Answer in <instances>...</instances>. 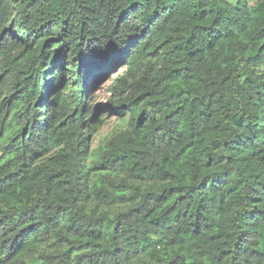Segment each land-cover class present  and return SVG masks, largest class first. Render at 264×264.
Returning a JSON list of instances; mask_svg holds the SVG:
<instances>
[{"label": "trees", "instance_id": "obj_1", "mask_svg": "<svg viewBox=\"0 0 264 264\" xmlns=\"http://www.w3.org/2000/svg\"><path fill=\"white\" fill-rule=\"evenodd\" d=\"M0 264H264V0H0Z\"/></svg>", "mask_w": 264, "mask_h": 264}, {"label": "rangeland", "instance_id": "obj_2", "mask_svg": "<svg viewBox=\"0 0 264 264\" xmlns=\"http://www.w3.org/2000/svg\"><path fill=\"white\" fill-rule=\"evenodd\" d=\"M120 72L108 75L99 82H95L91 87L90 107L94 110L96 119H102V122L95 121L93 123L96 125L94 126L95 130L89 136L92 147L121 125L120 117L106 106L108 99L112 96L111 86Z\"/></svg>", "mask_w": 264, "mask_h": 264}]
</instances>
